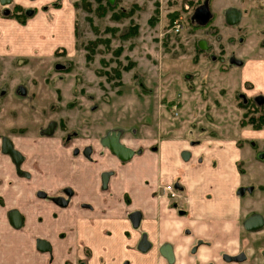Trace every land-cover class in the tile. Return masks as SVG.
I'll return each mask as SVG.
<instances>
[{"label": "crops", "instance_id": "obj_1", "mask_svg": "<svg viewBox=\"0 0 264 264\" xmlns=\"http://www.w3.org/2000/svg\"><path fill=\"white\" fill-rule=\"evenodd\" d=\"M56 1L0 2V264H243L227 262L224 257L240 252L244 245L261 264L264 227L248 232L244 221L253 213L264 218V127L243 125L241 109L237 124L226 125L229 114L222 108L224 91L213 93L211 82L205 75L207 79H201L199 69L196 75L185 74L189 89L195 91L193 98L202 102L199 114L195 109L190 114L191 96L180 100L175 88L177 94L171 89L172 94L161 95H169L167 106L155 93L160 110L153 115L144 112L139 129H91L83 121L87 113L89 118L95 115L84 113L81 107L76 121L72 116L61 117L86 135L81 146L41 138L47 122L39 123L38 133H17L29 126L21 119L30 115V86L36 75L49 71L53 63L62 70L57 51L65 50L70 56L77 50L75 9L69 0H61L58 7L53 5ZM206 1L212 15L207 27L216 26L222 41L225 34L236 41L228 65L220 67L222 82L234 88L236 95H264V41L260 44L256 39L251 44V37L257 35L252 33L254 23L248 9L220 0L221 12L216 14L209 3L212 0ZM16 5L28 10L25 23L9 16ZM230 8L241 13L236 24L227 21ZM254 29L264 31V26ZM198 44L202 54H211L207 39ZM231 57L240 63L231 62ZM78 85L82 90V84ZM142 87L141 97L155 95L153 89ZM79 97L82 101L83 96ZM103 104L94 110L111 113L112 103ZM168 109L178 118L190 116L187 127H180L177 119L174 126L163 127L158 118ZM153 116L154 130L148 122ZM112 131L134 151L131 159L123 161L101 144L100 139ZM3 135L25 155L22 168L30 177L20 176L12 158L3 153ZM89 146L91 151L85 155L74 153L76 148ZM184 151L189 152L187 158L182 156ZM173 182L183 186L177 199L167 198L161 189ZM57 195L66 204L54 202L51 197ZM11 209L22 214V227L11 224ZM40 239L50 249H40ZM200 241L204 244L197 249ZM165 244L173 247V262L161 254Z\"/></svg>", "mask_w": 264, "mask_h": 264}, {"label": "rangeland", "instance_id": "obj_2", "mask_svg": "<svg viewBox=\"0 0 264 264\" xmlns=\"http://www.w3.org/2000/svg\"><path fill=\"white\" fill-rule=\"evenodd\" d=\"M69 1L76 13L77 50L70 56H67L66 52L56 54L61 57L58 63L63 66L62 70L59 71L57 64L53 63L49 71L40 70L36 75L34 83L32 82L34 85L30 86L33 88L30 91V115L21 119L23 122H29V126L17 130V133H38L40 122H47L49 125L65 115L74 117L76 121L78 110L81 108L84 113L89 111L95 115V118H89L87 113V118L83 121L88 126L91 124V129H119L127 126L129 130L139 129L143 113L153 115L154 110H160L156 105L160 107L158 101L161 95L171 89L174 90L172 93H175V88H178V99L182 100L187 94L191 96L188 108L190 114L194 109L199 114L202 102L193 98L195 91L189 89L185 76L187 73L195 74V69L202 71L201 79L205 81L208 78L213 93L217 95L220 89L224 91L222 96L226 102L222 103V108L229 114L226 125L233 127L237 124L239 109L244 117L250 112V109L241 106L242 97L236 95L234 88L227 87L221 80L223 69L220 67L228 65L227 57L236 46V41L228 34H225L226 38L222 41L216 26L213 25L196 29L198 23L192 19L195 9L206 0H116L114 4H110L108 0ZM226 1L228 0H222V3ZM230 1L248 9L254 23L253 28H250L252 33L257 35L251 37V44L255 43L256 39L260 40L261 44V41H264V31H257L254 27L264 26V0ZM60 2L61 0H58L54 3L60 5ZM209 3L216 14L221 12L218 6L220 0H212ZM122 9L127 11L126 15ZM247 18L250 19L248 16ZM178 24L181 28L177 31ZM202 38L208 40V45L211 46L208 51L215 56V60L211 59L208 52L202 51V54L199 51L198 41ZM199 80L200 78L196 79L197 82ZM80 83L82 90L78 88ZM142 84L147 89H153L152 94L157 93L160 98L158 99L157 94L141 97V94L145 93ZM122 94L126 95L123 99L120 98ZM169 95L168 98H161L163 105L167 106ZM79 96H83L82 101ZM111 97L115 101H112ZM103 103H112L111 113L94 110L98 107L102 109L105 106ZM235 112L238 114L235 115ZM164 113V117L158 119L159 123L163 121L162 125L166 129L174 126L173 121L176 119L179 126L185 128L192 119L190 116L178 118L170 109ZM152 118H149L148 122L152 123L150 126L154 130L156 119L154 116ZM40 135L41 138L51 137L68 146H81L85 142L83 140L87 139L85 134L81 135L74 125L70 126L67 119L62 118L58 121L55 133Z\"/></svg>", "mask_w": 264, "mask_h": 264}, {"label": "water", "instance_id": "obj_3", "mask_svg": "<svg viewBox=\"0 0 264 264\" xmlns=\"http://www.w3.org/2000/svg\"><path fill=\"white\" fill-rule=\"evenodd\" d=\"M110 4H114L116 0H108ZM0 2L3 5L9 4L11 3V0H0ZM227 21L230 24H236L241 16V13L238 9L236 8H230L227 10ZM211 11H210V7L207 1H205V3H203L202 5L198 6L192 16V19L194 21H197V23L199 25H206L209 20L211 19ZM200 46L202 48H204L206 46V42L204 40H202L200 42ZM232 62L235 63H240L239 60H236L234 58H232ZM260 101H264V97L260 96L259 97ZM55 123H51L50 127L48 130L45 131L46 134H51L52 130L54 128ZM102 143L103 145H105L106 147H108L116 156H118L121 160L123 161H127L129 159L132 158L134 151L125 146L124 144L121 143L120 138L118 137V135L116 134V132H111L109 134H107L103 139H102ZM2 151L5 154H8L11 156L12 160L14 161L18 173L20 175H25L28 176L29 173L22 170L21 169V163L24 159V156L22 155V153L16 149L14 147V144L12 142V140L9 137H4L2 139ZM103 181L106 184L107 182V173L103 174ZM9 219L12 223V225L16 228L21 227L22 223H23V216L20 213L19 210L17 209H12L9 211ZM253 223L256 222L257 227H249L247 224L248 223ZM262 225V218L260 215H254L253 217L249 218L246 226H248L249 228H259ZM38 246L40 249L42 250H48L49 248V244L45 241V240H38ZM162 252L167 255L170 259L172 257L171 255V249L168 245L164 246L162 248Z\"/></svg>", "mask_w": 264, "mask_h": 264}, {"label": "flooded vegetation", "instance_id": "obj_4", "mask_svg": "<svg viewBox=\"0 0 264 264\" xmlns=\"http://www.w3.org/2000/svg\"><path fill=\"white\" fill-rule=\"evenodd\" d=\"M13 12V10H11V12L9 13V14H11ZM25 13H26V15H28V10H25ZM215 58V57H214ZM232 58L233 57H231V62H232ZM260 96H262V97H264V95H262V94H258V95H256V96H254V97H246V96H244V95H240V93L238 94V97H242V99L240 98V101L242 102L241 103V106L243 107V108H246V109H251V110H255V111H260L261 109H264V101L262 100V101H260L259 100V97ZM245 109V110H246ZM258 113V112H257ZM243 116H244V114H243ZM243 116H242V118H243ZM58 121H59V119H57L56 121H54V122H51V123H55V125H54V128H53V130H52V133H55L56 132V130H57V127H58ZM51 123L48 125V123H47V125L42 129L43 131H42V133L43 134H46L45 133V131L46 130H48L49 129V127H50V125H51ZM112 132H115V131H112ZM51 133V134H52ZM111 133V132H110ZM117 134V133H116ZM47 136L48 135H50V134H46ZM4 137H8V136H3L2 137V139L4 138ZM10 138V137H9ZM11 139V138H10ZM103 139V138H102ZM102 139H101V144L103 145V143H102ZM12 140V139H11ZM13 142V141H12ZM122 143V142H121ZM14 144V143H13ZM123 144V143H122ZM104 147H106L105 145H103ZM126 146V145H125ZM14 147H15V145H14ZM128 147V146H127ZM16 148V147H15ZM106 148H108V147H106ZM17 149V148H16ZM109 149V148H108ZM110 150V149H109ZM20 151V150H19ZM91 151V147L89 146V147H86V148H84V149H82V150H80L79 148H76V149H74V153H76V154H83V155H85V153L87 154V153H89ZM111 151V150H110ZM21 152V151H20ZM112 152V151H111ZM22 153V152H21ZM113 153V152H112ZM5 154V153H4ZM6 155H8V154H6ZM22 155L24 156V159H23V161H22V163H21V169L22 170H24V171H26L25 169H23L22 167H23V164H24V162H25V159H26V157H25V155L22 153ZM134 155V154H133ZM10 156V155H9ZM182 156H183V158H187L188 156H189V152L188 151H184L183 153H182ZM11 157V156H10ZM118 157V156H117ZM14 162V161H13ZM15 164V163H14ZM16 166V165H15ZM16 169H17V167H16ZM17 172H18V170H17ZM26 172H28V171H26ZM29 173V172H28ZM20 175V174H19ZM20 176H22V177H30V173H29V175L28 176H25V175H20ZM169 186V189L167 188ZM183 186L180 184V183H176V182H173V183H168V184H166V185H164V186H162L161 187V189H162V192H163V194L167 197V198H169V199H177V198H179L180 196H181V193H182V191H183V188H182ZM64 194L66 195V193H65V191H64ZM62 196V195H61ZM60 195H57V196H54V197H51L53 200H54V202H56V203H58V204H66V199L64 198V197H61ZM12 210V209H11ZM254 215H260V214H258V213H253V214H251V215H249L246 219H245V221H244V229L246 230V231H248V232H257V231H259V230H261L263 227H264V218L262 217V215H260L261 216V218H262V225L259 227V228H249V227H257V226H255V225H257L256 224V222H253V223H248L247 225L249 226H246V223H247V221H248V219L249 218H251V217H253ZM10 220V219H9ZM11 222V221H10ZM23 222H24V219H23ZM12 224V223H11ZM22 225H23V223H22ZM22 225H21V227H22ZM20 228V227H19ZM204 244V241H200L199 242V244L197 245V249H199V247L201 246V245H203ZM166 245H168L169 247H170V249H171V255H172V257H171V259L167 256V255H165L163 252H162V248L164 247V246H166ZM39 247V246H38ZM143 246H139V249H143L142 248ZM150 247V243H147V248H149ZM162 248H161V254L167 259V260H169L170 262H173L174 260H175V255H174V250H173V247L170 245V244H165V245H163L162 246ZM195 248V249H196ZM48 249H50V246H49V248ZM261 257H262V263L261 264H264V249L261 251ZM257 258V257H256ZM224 259L227 261V262H230V261H232V262H240V263H243V264H245V263H247V264H258L257 262H255V257L253 258L252 256H250L249 254H248V246H246V245H244V247L242 248V250L240 251V252H238V253H236V254H231V255H225V257H224Z\"/></svg>", "mask_w": 264, "mask_h": 264}, {"label": "trees", "instance_id": "obj_5", "mask_svg": "<svg viewBox=\"0 0 264 264\" xmlns=\"http://www.w3.org/2000/svg\"><path fill=\"white\" fill-rule=\"evenodd\" d=\"M53 5L55 7H58L59 3H53ZM121 11L124 13V15L127 14V11H124V9H122ZM9 16L17 19L21 23H25L27 20V15L25 13V9L21 6H18V5H16L13 8V12ZM134 27L136 28L137 26H134ZM199 27L200 26L198 25L196 27V29H198ZM134 35H137V33H134ZM61 52L63 53V52H65V50L57 51L56 54H61ZM241 123L243 125L250 124L254 129H261L262 127H264V109H261L260 111L259 110L253 111L250 109V112H248L247 115H245V117L243 116Z\"/></svg>", "mask_w": 264, "mask_h": 264}, {"label": "built area", "instance_id": "obj_6", "mask_svg": "<svg viewBox=\"0 0 264 264\" xmlns=\"http://www.w3.org/2000/svg\"><path fill=\"white\" fill-rule=\"evenodd\" d=\"M180 28H181V25L178 24V25L176 26V30L178 31V30H180ZM167 188L169 189V186H168Z\"/></svg>", "mask_w": 264, "mask_h": 264}]
</instances>
